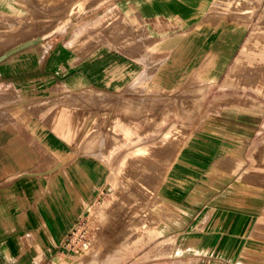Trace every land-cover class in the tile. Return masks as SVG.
Here are the masks:
<instances>
[{
  "label": "rangeland",
  "instance_id": "obj_1",
  "mask_svg": "<svg viewBox=\"0 0 264 264\" xmlns=\"http://www.w3.org/2000/svg\"><path fill=\"white\" fill-rule=\"evenodd\" d=\"M117 1L119 0H17L16 3L22 7L18 6L4 14L2 19L6 17V21L0 20V64L7 61L8 65L0 70V83H30L31 91L51 85L56 77L53 75L55 69L52 55L43 60L38 52H53L61 47H85L86 41L93 39L89 36H97L100 44L109 43L110 50L117 52L116 54L124 51L129 55L126 52L128 49L120 43L121 36L109 32L107 24L110 20H106V27L91 31L81 41H73V33L76 34L79 28L84 30L87 23H94L102 15H109L107 9L117 4ZM132 1L120 0L118 4L123 7L116 8L115 14L110 15L113 19L130 22L128 32L131 36L140 35L144 38L139 42L140 50L152 53L156 44L153 36L158 38L159 43L163 35L175 31L180 35L185 29L183 22L173 16L166 18L157 30H135V17L128 16L124 11V4ZM236 1L238 0H234V3ZM249 1L256 3L257 8L249 23L248 37L252 35L253 22L259 19L264 7V0ZM103 2H106L105 5L97 9ZM221 11L219 13L230 14L228 11ZM231 14L236 18L233 12ZM66 28L65 38H57ZM86 32L82 31L81 35ZM257 34L259 38L248 43V48L244 51L254 57V60L249 62L248 59L241 64L243 72L237 76L238 85L235 82L231 84L225 76L219 90L207 92L204 107L201 105L202 96L197 90L184 91L185 88H180L172 93L171 96L174 97L171 98L149 99V92L142 91L141 98L124 99L122 95L123 98L116 100L102 94L104 92L79 90L69 92L59 102L58 99H49L43 105L30 108L47 111L54 109V121L49 125L61 129V134L67 136L63 141L72 143L75 153L95 156L109 162L111 168L107 189L85 208L61 246L51 252L52 255L45 264H93L89 255L95 247H99L94 257L97 261L95 264H151L153 257L163 252L168 253L170 249L169 241L165 242L164 247L152 248L160 239L159 225L173 211L170 200L176 199L175 190L182 183L185 184V181L198 179L213 181L214 188L220 190L217 182L221 168L231 174L229 180L232 186L231 189L228 187L227 196H232L236 201L213 204L210 218L191 219L190 223L198 222L199 230H203L207 224L214 222L213 230H228L237 237H242L243 250L234 260L236 264H264V145L256 146L242 166L229 155L195 154L194 150L197 149L190 144L194 132L207 131L218 135L228 132L243 133L247 117L260 119L264 104V30ZM59 40L62 42L57 43ZM175 41L178 42L179 39ZM27 53L28 63L25 58L23 61L21 59L22 54L25 56ZM135 60L141 63L139 57H135ZM25 63L30 68L29 74L15 72L21 71ZM141 66L145 68L142 63ZM231 86L238 89H229ZM53 88L51 93L59 92L57 87ZM85 91H89V94L85 95ZM90 91L101 93L102 97H94ZM12 93L7 88L0 90V107L20 100L18 92L16 95ZM233 93L238 95L231 96ZM57 102L62 106L59 107ZM3 109L5 108H0ZM9 118L7 112H0V126H5ZM187 141L194 154H187L183 150ZM33 147L40 148L38 144ZM66 151L69 153L68 149ZM257 151L261 154L258 155ZM55 165L57 163L53 161L45 168H39V171L47 172L49 168L51 171ZM120 180L125 182L126 188L118 185ZM194 210L196 209H191V214ZM196 212L198 215L202 214L200 210ZM126 231H131V236L118 256H111L100 262L102 255H109L120 244L118 242L125 237L123 234ZM12 235L14 234L10 236L16 242H23L26 246L40 241L34 239L32 234L21 238ZM6 237L9 236L0 234V242ZM44 241L49 243L47 238ZM16 246L15 244L14 247ZM41 253L39 250L0 251V264H27V255L31 262L33 258H38L39 261ZM195 257L188 255L184 259L190 262Z\"/></svg>",
  "mask_w": 264,
  "mask_h": 264
},
{
  "label": "crops",
  "instance_id": "obj_2",
  "mask_svg": "<svg viewBox=\"0 0 264 264\" xmlns=\"http://www.w3.org/2000/svg\"><path fill=\"white\" fill-rule=\"evenodd\" d=\"M16 2L0 0V20L6 21V17L2 19L4 14L22 7ZM118 2L120 0L107 9L109 15H102L94 23H87L84 30L79 28L76 34L73 33V41H81L91 31L106 27V20H110L107 24L109 32L121 36L120 43L128 49L126 52L129 55L124 51L119 52L121 55L116 54L110 50L109 43L100 44L97 36H89L93 39L87 40L85 47H61L53 52H38L43 60L52 55L53 75L56 77L51 85L31 91L30 83H0V90L7 88L13 91L12 94L18 92L20 96V100L0 107L5 108L0 112L5 111L10 116L5 126H0V234L9 236L0 242V251L42 252L39 261L33 258L31 262L27 255V264H45L50 259L51 252L58 250L85 208L107 189L111 170L109 162L89 154L75 153L72 143L63 141L67 136L61 134V129L49 125L54 121V109L30 108L43 105L49 99H58L59 102L69 92L79 90L104 92L102 94L116 100L123 97L141 98L142 91L149 92V99L171 98L174 97L172 93L180 88H185L184 91L197 90L204 107L207 92L219 90L225 76L231 84L235 82L238 85L237 76L243 72L241 64L248 59L249 62L254 60L244 51L248 43L259 38L257 33L264 30L263 7L259 19L253 22L252 35L248 37L249 23L257 8V4L249 0L235 3L234 0H133L124 4V11L128 16L135 17V30H157L166 18L173 16L184 24L182 34L179 35L178 31L165 34L159 43L158 38L151 34V41L153 36L156 43L153 47L155 51L151 53L138 48L140 40L144 38L130 35V22L113 19L110 15L115 14L116 8L123 7ZM105 3L96 8L103 7ZM221 10L230 14L219 13ZM231 12L236 18L231 16ZM67 28L57 38H65ZM82 31L87 32L81 35ZM177 38L178 42L175 41ZM60 42L62 40L57 43ZM27 55L22 54L21 59L23 61L25 58L28 63ZM135 57H139L145 68ZM6 66L7 61L0 64V70ZM15 72L29 74L30 68L25 63L21 71ZM179 84L181 86L178 87ZM187 84L188 87H185ZM53 87H57L59 92L51 93ZM229 89L238 88L231 86ZM58 102L56 104L62 106ZM244 122L246 130L243 133H192L190 144L197 149L194 150L195 154L229 155L243 166L254 148L264 145V104L259 120L247 117ZM35 144L40 148L33 147ZM66 149L69 153L65 152ZM183 150L187 154H194L188 141ZM53 161L57 166L51 171L50 168L47 172L39 171V168H45ZM230 175L225 168H221L217 182L220 190L214 188L213 181L202 179L185 181L187 184L178 186L174 192L176 199L170 200L173 211L159 225L160 239L152 248L164 247L165 242L169 241V252L156 255L151 264H236L234 260L243 250L242 237L228 230H213L214 222L207 224L203 230H199L198 222L190 223L191 219L210 218L213 204L236 201L232 196H227V189L232 186ZM191 209H196L193 214ZM199 210L202 211L201 215L196 212ZM15 227L20 229L16 230ZM11 234L20 238L32 234L40 243L26 246L23 242H16ZM46 238L49 243L44 241ZM188 255L196 257L189 262L184 259Z\"/></svg>",
  "mask_w": 264,
  "mask_h": 264
},
{
  "label": "bare ground",
  "instance_id": "obj_3",
  "mask_svg": "<svg viewBox=\"0 0 264 264\" xmlns=\"http://www.w3.org/2000/svg\"><path fill=\"white\" fill-rule=\"evenodd\" d=\"M84 93H86L85 95H88L89 94V91H85ZM83 93V94H84ZM90 93L92 94V95H94V97H102V94L101 93H94V92H92V91H90ZM77 95V94H76ZM80 97V96H79ZM78 97V98H79ZM65 98H68V97H65ZM56 100V99H55ZM207 114V112L204 114V115H206ZM98 137H100V138H102V136L101 135H98ZM135 137V136H134ZM135 139V138H134ZM137 139H138V136H137ZM131 141V140H130ZM140 141V140H139ZM134 142V141H133ZM138 143V142H137ZM258 152V155H260L261 154V152L260 151H257ZM264 157V156H263ZM231 161V160H230ZM224 165V164H223ZM231 166V165H230ZM229 169H230V167H228ZM136 169V168H135ZM134 169V170H135ZM138 169V168H137ZM144 169H145V167H144ZM149 170V169H148ZM140 171V170H139ZM129 173V172H128ZM130 174H131V172H130ZM129 174V175H130ZM136 174V173H135ZM137 174H139V172L137 173ZM128 175V176H129ZM143 175V174H142ZM145 175V177L147 178V176H146V174H144ZM131 176H132V174H131ZM141 176V175H140ZM127 177V176H126ZM125 177V178H126ZM134 177H136V176H134ZM130 178H132V177H130ZM142 178H144L143 176H142ZM133 179V178H132ZM141 180V179H140ZM118 185H120L121 186V188H126V184H125V182L124 181H118ZM159 186V185H158ZM131 188H133V187H131ZM134 189V188H133ZM120 191V190H119ZM101 212V211H100ZM134 223V222H133ZM130 232L131 231H126V232H124V234L123 235H125V237H123V238H121L120 239V242H118V243H120V244H118V246L116 247V248H114L111 252H110V254L109 255H107V253L106 254H104V255H102L101 256V258H102V260L100 261V262H104V261H106L108 258H110L111 256H114V257H116V256H118V254H119V252H120V250L123 248V245L125 246L126 245V243H128V241H129V238H130ZM130 243V242H129ZM112 245H114V244H112ZM114 247V246H113ZM112 247V248H113ZM90 249V248H89ZM89 249H87V250H89ZM91 250V249H90ZM98 251H99V247H95L92 251H91V254L89 255L90 256V258L93 260L92 262H97L96 261V259L94 258V257H96V254L98 253ZM85 253V252H84ZM87 253V252H86ZM85 253V254H86ZM87 254H89V253H87Z\"/></svg>",
  "mask_w": 264,
  "mask_h": 264
},
{
  "label": "clouds",
  "instance_id": "obj_4",
  "mask_svg": "<svg viewBox=\"0 0 264 264\" xmlns=\"http://www.w3.org/2000/svg\"><path fill=\"white\" fill-rule=\"evenodd\" d=\"M93 264H95V262H93Z\"/></svg>",
  "mask_w": 264,
  "mask_h": 264
}]
</instances>
